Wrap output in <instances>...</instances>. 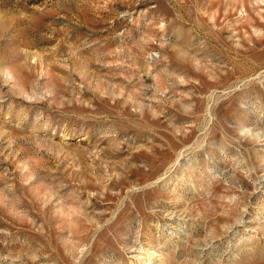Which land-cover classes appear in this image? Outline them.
Listing matches in <instances>:
<instances>
[{
  "label": "rangeland",
  "instance_id": "rangeland-1",
  "mask_svg": "<svg viewBox=\"0 0 264 264\" xmlns=\"http://www.w3.org/2000/svg\"><path fill=\"white\" fill-rule=\"evenodd\" d=\"M0 264H264V0H0Z\"/></svg>",
  "mask_w": 264,
  "mask_h": 264
}]
</instances>
